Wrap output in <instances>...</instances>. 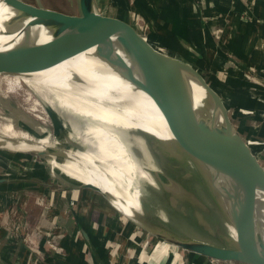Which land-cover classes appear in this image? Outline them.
Segmentation results:
<instances>
[{"label": "water", "instance_id": "95a60500", "mask_svg": "<svg viewBox=\"0 0 264 264\" xmlns=\"http://www.w3.org/2000/svg\"><path fill=\"white\" fill-rule=\"evenodd\" d=\"M2 1L15 11L7 25L9 34L20 32L22 39L0 50V73L43 69L95 47L99 57L153 99L174 136L172 143L192 157L199 172L209 177L232 244L179 234L162 225L146 226L148 231L175 247L210 259L264 264V165L248 144L250 139L244 138L235 126L229 108L209 80L194 66L154 43L142 26L99 13L94 0H79V14L25 0ZM37 26H42L51 38L38 40L33 31ZM193 82L207 92L203 106L195 105ZM39 153L57 155L61 151L49 146ZM157 176L163 183L170 181L160 171ZM81 187L105 194L94 184L82 182Z\"/></svg>", "mask_w": 264, "mask_h": 264}, {"label": "crops", "instance_id": "0c3cea01", "mask_svg": "<svg viewBox=\"0 0 264 264\" xmlns=\"http://www.w3.org/2000/svg\"><path fill=\"white\" fill-rule=\"evenodd\" d=\"M94 1L99 13L140 24L167 53L205 73L229 110L264 109V94L261 98L256 94L264 93V0ZM248 74L252 78L248 79ZM226 77L228 82L224 83ZM233 93L243 101H238L241 97L234 99ZM3 180L0 178V264H27L31 257L29 241L24 236L25 228L15 231V224L28 209L36 220L41 219V212H34L39 210L41 201L16 191L21 187ZM32 188L42 194L49 189ZM47 194L49 197L44 201L50 203L48 200L52 199L53 207L44 223L59 221L54 232L62 247L59 252L41 247L42 253L51 254L48 264L224 263L163 240L153 241L149 235L142 237L136 231L125 234L122 229L125 221L121 217L113 214L107 218L103 212H96L93 202H106L102 193L71 187L53 188ZM77 197L83 200L81 206ZM219 214L214 213L222 227L226 222L220 209ZM198 218L205 231V218ZM113 223L117 224L115 229L110 226ZM43 242L41 239V246Z\"/></svg>", "mask_w": 264, "mask_h": 264}, {"label": "bare ground", "instance_id": "6f19581e", "mask_svg": "<svg viewBox=\"0 0 264 264\" xmlns=\"http://www.w3.org/2000/svg\"><path fill=\"white\" fill-rule=\"evenodd\" d=\"M14 14L15 11L0 0L1 50L10 48L22 39L20 32L9 34L7 25ZM33 31L40 41L51 38L42 26L33 28ZM85 61H92L113 70L133 87L97 55L95 47L80 50L43 69L15 74L0 73V77L8 84V91L15 92L22 90L24 86L29 87L51 109L66 116L77 130L83 149L69 150L70 158L63 162L53 160L54 165L78 181L98 186L112 199L119 211L128 214L134 221H138L136 214L142 208L140 190L131 187L134 175L141 176L153 185H160L157 190L162 191L166 187L168 194L173 193L177 199L186 190L193 194L195 190H202V186L207 187L214 198L215 190L209 177L199 172L192 157L185 155L181 148L172 143L174 136L153 99L134 87L135 93L121 92L89 80L77 67ZM191 90L195 105L203 106L207 99L206 90L195 82L191 84ZM78 123L85 124L84 132L78 130ZM2 132L10 137H0V144L11 149L39 152L51 146L47 139H42L39 143L33 142L27 133L15 130L11 124L2 126ZM149 136L154 139L149 140ZM133 145L139 158L152 172L141 166L138 156L131 149ZM157 146L162 150L166 149L165 157L159 156ZM175 154L179 156L176 157ZM188 166L196 173H190ZM157 171L169 177L170 181L163 183L157 176ZM221 182L217 180V183ZM202 206H197V209L205 215L207 208ZM219 209L221 212L220 207ZM262 231L264 233V221Z\"/></svg>", "mask_w": 264, "mask_h": 264}, {"label": "rangeland", "instance_id": "374dc122", "mask_svg": "<svg viewBox=\"0 0 264 264\" xmlns=\"http://www.w3.org/2000/svg\"><path fill=\"white\" fill-rule=\"evenodd\" d=\"M25 1L37 6L51 8L69 14L80 13L79 0ZM1 44L2 43L0 41V46ZM77 67L89 80L110 87L111 89L118 88L117 90L121 92L135 93V89L131 87L127 81L121 79L113 70L105 66L92 61H85L79 63ZM97 67H102L101 71H104V73L96 71ZM251 71L257 72L255 69H251ZM97 72L98 75L95 74ZM203 74L205 75V73ZM249 74L247 75L248 79L252 78V75ZM207 75H209V73H207ZM212 80H214V78H212ZM223 82H228L227 77ZM7 86L8 84L6 81L0 77V137L5 139L10 137L2 132V126L11 124L15 130L27 133L33 142L39 143L42 139H47L51 147L57 148L61 151V153L57 155H53L51 153L41 154L37 151L11 149L0 144V178L4 179V183H10L16 186L18 185L17 188H22V190L21 188H18L19 190L16 189V191H20L22 194L24 193L29 197L33 195L35 199L41 201L39 210L35 209L34 211L37 214L39 211L41 212V219L36 220V216H31L29 214L31 210L28 209L29 211H26L27 214L23 213L20 220L15 224V231H18L17 229L23 230V227L25 228L24 236L27 238V241H29L28 248L31 251V257L27 264H48V258L51 254H47L45 251L42 253L41 247L46 248V251L48 252H51V250L59 252L62 247H60L59 242L55 237V233L57 232H54V230L57 231L59 228V221L54 222L47 220V223H44V219L53 207L52 199L51 201L48 200L50 203H45L44 201L49 197L47 192L53 188L69 189L73 187L76 188L77 191L91 189L81 187V181H78L74 177L68 175V173L60 167H56L53 162L56 159V161L63 162L70 158L69 150L80 151L83 147L80 143V137L77 130L71 122H69L66 116H61V114L51 109L49 105L29 87L24 86L22 90L11 92L8 91ZM256 94H259V97L261 98V95L264 93L258 92ZM236 96L237 95L233 93L234 99L241 97ZM36 100L38 101L37 104L35 103ZM238 101H243L242 97L239 98ZM27 102H31L29 103L30 105ZM230 112L233 115L232 120L235 123V126L239 129L244 138L250 139L248 144L250 147L252 146L253 151L257 154L261 163L264 165V109L240 108L231 109ZM46 125L47 127H45ZM77 125V128H79L78 130H81L82 132L86 130L84 123H78ZM149 138V140L154 139L151 136H149ZM131 149L135 152L136 155H134L137 157L138 153H136L134 145ZM156 150L159 153V156L162 155L161 158L165 157L164 150L166 149L162 150L161 147L157 146ZM141 166L152 172V170L149 169V166L144 162L141 163ZM188 168L190 173H196L191 170V166H188ZM1 185L2 184L0 183V187ZM159 186L160 185L157 184H151L139 175H134L131 187L132 189L138 188L140 190L142 204L140 212L136 214V219H138L142 225L137 223V220L134 221L135 219L119 211L109 196L103 193L102 195L101 192L91 189L94 193L101 194L106 201L105 203L94 201L93 206H95L96 212H103L107 218L113 214L115 216L117 215L118 218L121 217L122 221H125V225L122 229L127 235L132 230L138 232L142 235V237L149 235L153 241H157L160 239L149 232L146 226L153 227L162 225L168 230L179 234L203 238L221 245L232 244V239L227 225L225 224L221 227L217 222L218 218L215 217L214 213L216 215H220V205L215 198L210 195L207 187L202 186V190H195L193 194L186 190L183 193V196L181 195V197H179L180 199H177L173 193L168 194L166 187L165 189L163 188L164 190L162 191L157 190V187ZM161 186L163 187V185ZM169 186L170 184L167 187ZM32 187L49 189H47L48 191H44L46 193L42 194L39 190H33ZM1 196L2 194L0 197ZM77 199L79 201V206H81V202H83V200L78 197ZM200 205L207 208L205 215L197 209V206ZM198 217L205 218L207 225L205 231L203 230V226L199 223ZM110 226L115 229L117 224L113 223L110 224ZM41 239H44V244H42V246L40 244ZM226 263L240 264L237 262H224L220 264ZM13 264L17 263L14 262Z\"/></svg>", "mask_w": 264, "mask_h": 264}, {"label": "trees", "instance_id": "16d2710c", "mask_svg": "<svg viewBox=\"0 0 264 264\" xmlns=\"http://www.w3.org/2000/svg\"><path fill=\"white\" fill-rule=\"evenodd\" d=\"M102 67H97V69H96V71H101L102 69H101ZM102 73H104V71H101ZM95 74H97L98 75V72L97 73H95ZM100 84V83H99ZM102 85V84H101ZM104 86V85H103ZM107 87V86H106ZM115 89H118V88H115Z\"/></svg>", "mask_w": 264, "mask_h": 264}]
</instances>
